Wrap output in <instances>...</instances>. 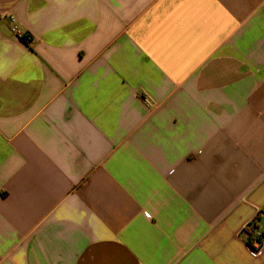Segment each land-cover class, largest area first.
I'll return each instance as SVG.
<instances>
[{"label":"crops","instance_id":"1","mask_svg":"<svg viewBox=\"0 0 264 264\" xmlns=\"http://www.w3.org/2000/svg\"><path fill=\"white\" fill-rule=\"evenodd\" d=\"M252 222L264 0H0V264H264Z\"/></svg>","mask_w":264,"mask_h":264},{"label":"built area","instance_id":"2","mask_svg":"<svg viewBox=\"0 0 264 264\" xmlns=\"http://www.w3.org/2000/svg\"><path fill=\"white\" fill-rule=\"evenodd\" d=\"M11 22L14 24V20H11ZM12 31L16 37H18L19 39L22 38L23 33H21L15 25H13ZM143 101L147 106H150L152 104V101L148 97H145ZM253 224V222L248 224L244 229H250ZM246 244L248 246L250 254L253 256H258L261 250L264 249V241H262V235L257 229L252 230L251 237L246 241Z\"/></svg>","mask_w":264,"mask_h":264},{"label":"trees","instance_id":"3","mask_svg":"<svg viewBox=\"0 0 264 264\" xmlns=\"http://www.w3.org/2000/svg\"><path fill=\"white\" fill-rule=\"evenodd\" d=\"M20 40H21L23 43H25V44H29L30 41H31L30 37L27 36V35H25V34H23V36H22V38H21ZM255 228H256V226H255V224H253V226H252L250 229H245V230H244L245 233H247V240L250 239V237H251V232H252V230L255 229Z\"/></svg>","mask_w":264,"mask_h":264}]
</instances>
